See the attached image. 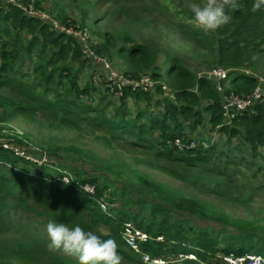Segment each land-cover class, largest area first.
Instances as JSON below:
<instances>
[{
    "label": "trees",
    "instance_id": "trees-1",
    "mask_svg": "<svg viewBox=\"0 0 264 264\" xmlns=\"http://www.w3.org/2000/svg\"><path fill=\"white\" fill-rule=\"evenodd\" d=\"M24 1H33L36 8L74 31L87 29L92 52L106 59L124 78L139 80L148 75L155 83L145 89L142 85L97 79L98 73L105 76L107 67L84 52L78 36L60 31L51 21L29 16L23 9L0 0V89L17 84L27 96L25 101H18L0 92V192L3 194L0 211L5 208V199H13L31 209L27 198L40 199L46 205L41 213L47 221L74 219V225L79 224L102 239H115L119 253L137 264L146 263L122 236L124 224L129 221L151 236L140 246L152 257L177 259L181 254L190 253L198 257V260L183 258L173 264H201L200 261L227 264L224 256L230 254L264 255V235L256 229L240 225L239 232L231 233L199 228L192 224L193 216L213 220L219 218V214L208 212L204 205L175 194L144 174H137L142 188L138 189L137 198L127 187L117 186L103 175L87 174L67 164L59 158L62 156L57 155L54 146H41L50 156V162L41 165L4 147L3 144L9 142L28 149L26 137L11 133V128L3 123L16 116L35 121L36 110L43 108L55 109L58 128L81 129L83 122H88L87 126H98L112 137L155 149L156 159L180 162L190 168L207 164L220 170V165L229 168L244 161L246 148L251 150L252 157L258 156L260 148L264 149V102H254L228 119L224 115L223 93L219 92L215 81L199 77L183 64L176 52L167 50L163 66H158L155 58L159 48L136 42L127 32L119 37L126 44L118 46V37L98 32L95 24L100 20L93 19L95 22L91 23L86 20L92 15L90 9L81 7V15L76 16V12H69L66 5L56 0H52L51 5H47L49 0ZM132 1L137 4L139 0ZM174 1L159 0L154 4L160 8L162 2ZM176 1L179 9L175 17L190 12L182 7V0ZM238 3L239 9L230 12L229 24L209 32L198 28L195 35L197 40L210 39L215 45L214 65L209 69L220 66L228 69V76L222 81L224 92L246 97L259 83V77L245 67L253 62L254 54L264 51V6L253 12V0H238ZM148 8L146 11H151ZM142 11L145 13L144 9ZM101 36L104 39L99 40ZM117 57L126 64L123 68L122 62L116 60L123 72L113 67L112 61ZM27 60L35 73L33 82L23 80V75L18 76V64ZM146 68H150V72L144 73ZM52 93L54 98L48 96ZM204 121V127L209 125V128L197 131ZM178 139L186 143L194 141L195 146L180 148L176 145ZM63 149L68 158L85 159L88 155L79 147ZM253 161H247L248 165L255 167ZM4 164L12 167L10 173L4 170ZM107 168L111 170L112 165ZM258 169L264 170V164ZM64 177H69L70 181L66 182ZM86 184L94 187L93 193L84 189ZM177 212L186 213L187 218L178 217ZM26 246L30 251L31 247ZM52 264L65 263L56 260Z\"/></svg>",
    "mask_w": 264,
    "mask_h": 264
},
{
    "label": "rangeland",
    "instance_id": "rangeland-1",
    "mask_svg": "<svg viewBox=\"0 0 264 264\" xmlns=\"http://www.w3.org/2000/svg\"><path fill=\"white\" fill-rule=\"evenodd\" d=\"M56 1L66 5L69 12H76V14L73 13L76 16L79 13L81 15V7L90 9L92 15L86 20L89 23L93 19L100 20L95 25L102 35L108 32L120 39L122 32H127L136 42L159 48L160 52L155 58V64L158 66H163L167 50L176 52L183 64L197 75L214 65L215 45H212L210 39L197 40L198 37L195 34L200 27L189 15L190 12H185L186 15L181 17L174 16L179 9V3L176 0L171 2L172 4L162 2L160 8L154 4L159 0H152V2L139 0L137 4H134L132 0ZM193 2L203 3V0H182V7L189 10L188 5ZM51 4L52 0H49L47 5ZM148 7L151 11L147 12ZM143 9L145 13H142ZM178 22L184 25L178 26ZM98 39L104 38L101 36ZM122 44L126 43L120 39L118 46ZM262 47L264 48V45ZM115 49L113 48L114 51ZM116 60L118 57L114 62L112 61L113 67L122 71V68L116 65ZM118 61L122 62L120 64L123 68H126L123 60ZM252 61L245 70L264 81V51L254 54ZM18 68V76L23 75L21 78L27 82L34 81L32 79L35 73L32 72L31 66H28V60L18 64ZM149 69H144V73L150 72ZM97 75V79L100 77L102 80H108L106 74L105 76H99V73ZM13 85H7L0 89V92L18 101H25L26 94L20 91L17 84ZM48 96L54 98L55 94ZM54 110L38 108L34 116L35 121L16 116L4 122L3 126L11 128V133L26 137L25 142L29 144V147L39 149L41 146L56 147L57 155H61L62 157L59 158L65 160L67 164L76 166L87 174L103 175L117 186L127 187L129 193L137 198L140 196L137 193L138 189H142L137 174L141 173L149 180L166 185L175 194L204 205L208 212L219 214V218L213 220L193 216L192 224L199 228H213L218 231L236 233L239 232L238 227L243 225L246 228H254L259 234L264 235V170L258 169V166L264 164L262 158L264 149H260V154H257L259 156L253 157L255 167L248 165L250 163L245 161L229 168L220 165L221 170L211 164L190 168L180 162L156 159L155 149L112 137L109 132L101 130L98 126H87L88 122H83L81 129L58 128L56 125L59 121L54 116ZM204 126H206L205 121L197 127V131L209 128V125ZM210 133L217 137L216 133ZM67 146L86 150L87 158H68L65 154L66 150L63 149ZM220 147L223 148V144H220ZM111 165L110 170L107 166ZM3 166L7 173L11 172L10 165ZM2 195L0 192V199ZM36 199L27 198L33 209L13 199H5V208L0 211V228H4L0 229V264H52L56 260L65 264H78L75 258L48 249L49 241L46 233L48 221L41 213L44 212L46 205L40 199ZM177 215L187 218L186 213L177 212ZM74 222L75 220L72 219L56 223H64L72 227ZM26 245L31 247L30 251H27L29 247ZM122 257V264H137L132 259Z\"/></svg>",
    "mask_w": 264,
    "mask_h": 264
},
{
    "label": "built area",
    "instance_id": "built-area-1",
    "mask_svg": "<svg viewBox=\"0 0 264 264\" xmlns=\"http://www.w3.org/2000/svg\"><path fill=\"white\" fill-rule=\"evenodd\" d=\"M6 3L15 5L25 11L29 16L41 17L42 19H46L51 21L52 25L60 30L64 31L68 34H74L78 36L83 43V50L86 54L90 56H94L95 59L102 62L105 67H107V78L108 81L111 80L112 83L115 80L120 81L121 83H130L134 84V86L142 85L145 89L153 86L155 81H153L148 75H143L139 80H130L124 78L122 75L118 74L109 64V62L103 57L96 56L90 47L88 46L87 39L89 37V31L87 29L74 31L71 27H65L60 24L53 17L49 16L48 13L42 11L41 9L36 8L33 1L24 0H3ZM199 77H206L208 79L214 80L217 89L222 94V103L224 108V115L230 119L239 111H243L247 109L254 102H264V81L259 78V83L254 88V90L248 96H240L234 92L229 94L224 92V87L222 85V81L225 80L228 76V69H224L222 67L208 69L203 72H199ZM167 94V93H166ZM5 148L12 149L16 154L26 159H29L38 165L50 162V156L39 148L29 147L28 149H23L22 147L13 145L12 143L5 142ZM176 145L180 148H188L195 146V142L191 141L190 143H186L181 139L176 141ZM66 182L70 181L69 177H64ZM84 189L90 193L94 192V187L86 184L84 185ZM105 208V205L102 204ZM122 236L129 247H131L135 252L139 253L143 262L146 264H173L178 260H182L183 258H190L193 260H198L196 254H181L179 258H164V257H152L149 253L144 252L141 249L140 243L147 241L151 236L144 230L138 228L136 224L132 221L126 222L123 227ZM161 238V237H159ZM224 260L227 264H264V255L259 253H247L243 255H226L224 256ZM201 264H208L204 261H200Z\"/></svg>",
    "mask_w": 264,
    "mask_h": 264
},
{
    "label": "clouds",
    "instance_id": "clouds-1",
    "mask_svg": "<svg viewBox=\"0 0 264 264\" xmlns=\"http://www.w3.org/2000/svg\"><path fill=\"white\" fill-rule=\"evenodd\" d=\"M264 6V0H253L251 10L256 12ZM238 0H203L193 2L188 9L204 32L216 31L231 22L230 12L238 10ZM48 249L77 260L78 264H122L119 245L115 239H102L93 231L79 224L72 227L49 220L46 224Z\"/></svg>",
    "mask_w": 264,
    "mask_h": 264
},
{
    "label": "crops",
    "instance_id": "crops-1",
    "mask_svg": "<svg viewBox=\"0 0 264 264\" xmlns=\"http://www.w3.org/2000/svg\"><path fill=\"white\" fill-rule=\"evenodd\" d=\"M260 149H263V148H260ZM260 149H259V153L258 154H260ZM263 155H262V158H263ZM243 157H244V159H243L244 161H242V162H245V161L251 162V160H253V157H252V154H251V150L249 148H246V150L244 151Z\"/></svg>",
    "mask_w": 264,
    "mask_h": 264
}]
</instances>
